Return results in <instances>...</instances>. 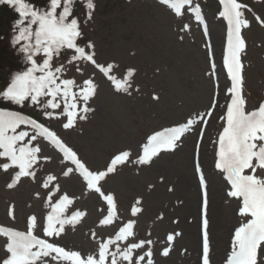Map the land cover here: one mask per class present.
Here are the masks:
<instances>
[{
	"label": "snow or ice",
	"instance_id": "6c2138e0",
	"mask_svg": "<svg viewBox=\"0 0 264 264\" xmlns=\"http://www.w3.org/2000/svg\"><path fill=\"white\" fill-rule=\"evenodd\" d=\"M85 0H46V6L34 7L29 0H0V6H8L18 13L17 30L11 45L22 56L24 68L10 76L0 89V171L9 174L8 189L15 188L24 178L39 183L47 190L45 207L48 209L43 221L30 215L26 230L0 225V239L5 241V256L0 264H157L155 249L161 243L151 238H139L136 232L137 219H128L122 224L117 201L112 193L104 190L106 179L119 167L127 164L148 167L162 156L174 152L184 139L200 126L194 158V172L201 193L200 222L201 250L198 264H212V246L209 233V189L212 178L225 182L226 196L238 208V222L230 237L229 250L222 264H264V101L249 109L244 96V64L246 41L242 32L251 28L246 13L253 10L242 0H218L221 9L218 17L226 22V48L223 53V68L230 86L225 89V102L219 103L216 95L203 114L185 117L172 126L154 131L141 145L135 159L130 149L115 154L101 170L92 168L72 146L66 143L57 131L45 121H64L65 130L76 127L78 121H86L94 111L91 101L97 94L94 78L77 83L74 78H64V65L55 61L64 51H71L68 64H75L76 71L83 75L81 64L92 65L103 75L117 93L133 94L136 69L128 68L121 77L114 74V63L102 64L97 60L95 44L84 40L81 22L74 16V5ZM179 18L185 11L191 13L195 22L203 26L207 36L208 25L199 3L194 0H158ZM87 21L93 19L95 4L86 0ZM254 15L255 22L264 29V19ZM190 31L187 24L182 29ZM183 39V37H181ZM80 41H84L82 44ZM212 73L216 65L210 62ZM139 89H136L138 91ZM153 99H159L153 96ZM220 109L219 120L223 128L213 143L216 145L214 168L206 173L199 161L200 141L204 127L213 112ZM36 115L29 114V111ZM56 154L65 178L76 175L85 184L86 192L94 193L104 202L100 227L115 225V231L107 239L97 241L93 253L66 247L60 240L69 231H75L87 215L74 207L79 197L61 190L59 177L46 174L38 178L44 165L51 163L53 155L44 154V147ZM163 179V178H161ZM153 186H150V188ZM169 191L173 189L169 187ZM39 193H36L39 198ZM143 212L142 200L136 199L130 207V217L138 218ZM9 217L15 221L10 208ZM161 213L157 219L163 220ZM173 223H177L174 220ZM93 239L96 233H92ZM182 236L181 231H172L163 238L159 255L167 258L173 251L174 242Z\"/></svg>",
	"mask_w": 264,
	"mask_h": 264
},
{
	"label": "rangeland",
	"instance_id": "374dc122",
	"mask_svg": "<svg viewBox=\"0 0 264 264\" xmlns=\"http://www.w3.org/2000/svg\"><path fill=\"white\" fill-rule=\"evenodd\" d=\"M155 2L158 3V0H146V4L138 6L136 0H93V19L85 24L87 11L78 18L84 40L95 44L99 63L117 65L114 74L118 78L128 68L136 69L132 95L115 92L111 82L90 64L79 65L83 69L81 75L76 71L75 64L67 63L71 52L61 55L55 61L56 65H64V78H74L78 84L84 79L94 78L98 85L97 94L91 101L94 111L86 121H78L73 132L60 128L59 120L45 121L94 169L103 170L110 158L123 150L130 149L132 159H135L150 130L172 126L197 113L203 114L209 109L215 94V88L212 89L206 77L208 70L205 51L193 18L186 23L190 31L181 30L179 35L177 18L166 6ZM242 2L253 10L252 13H246L252 24L250 29L245 30L249 41L245 55V90L250 93L249 107L252 108L255 103L252 96L263 95L264 92V29L257 25L253 15L264 19V0ZM210 10L208 24L216 54L220 52L221 42L217 30L222 25L218 15H212ZM179 23L184 25L185 20L181 19ZM177 36L180 41L176 39ZM83 42L80 41L81 44ZM221 83L219 78V85ZM154 95L159 99L154 100ZM219 115L218 108L211 117L207 135L201 144L200 161L206 173L212 172L208 154L211 131L219 122ZM195 136L196 133L193 137L190 135L174 152L157 158L151 166L127 164L119 167L107 177L104 185V190L116 198L120 215L117 224L137 219L136 232L139 238H146L151 233V238L161 241L155 249L157 264H198L199 197L191 157ZM44 154L53 155V160L43 166L38 178L42 179L49 173L57 175L61 190L79 197L74 207L87 213L76 230L69 231L60 243L84 254L93 253L97 241L107 239L116 230L115 226H99L103 215V206L99 200L91 198L92 194L86 192L84 185L74 175L63 177V165L46 146ZM10 180L9 174L0 171V225L26 230L30 215L43 221L48 211L45 207L47 190L27 178L15 188L8 189L6 185ZM169 187L173 190L169 191ZM36 193L40 194L39 198ZM209 194L211 257L212 263L217 264L216 260H221L227 252L225 246L229 244L235 221V205L226 202L224 188L216 177L212 178ZM138 198L142 200L143 212L138 218H133L130 217V207ZM10 208L14 212L15 221L8 215ZM161 213L165 218L158 220ZM174 220L178 224L173 223ZM174 230L181 231L182 236L174 242L169 257L164 258L159 255L164 246L163 238ZM93 232L96 233L95 239ZM4 243L0 239V258L5 256Z\"/></svg>",
	"mask_w": 264,
	"mask_h": 264
},
{
	"label": "trees",
	"instance_id": "16d2710c",
	"mask_svg": "<svg viewBox=\"0 0 264 264\" xmlns=\"http://www.w3.org/2000/svg\"><path fill=\"white\" fill-rule=\"evenodd\" d=\"M29 2L37 8L46 6V0H29ZM18 18V13L13 8L0 6V86L11 74L21 69L18 46L13 48L11 45V38L17 32L15 22Z\"/></svg>",
	"mask_w": 264,
	"mask_h": 264
}]
</instances>
